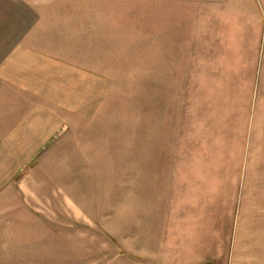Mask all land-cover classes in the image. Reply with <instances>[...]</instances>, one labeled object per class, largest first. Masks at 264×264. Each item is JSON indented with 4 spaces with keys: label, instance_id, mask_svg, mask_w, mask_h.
<instances>
[{
    "label": "rangeland",
    "instance_id": "1",
    "mask_svg": "<svg viewBox=\"0 0 264 264\" xmlns=\"http://www.w3.org/2000/svg\"><path fill=\"white\" fill-rule=\"evenodd\" d=\"M62 1L54 91L0 108V264H264V0Z\"/></svg>",
    "mask_w": 264,
    "mask_h": 264
},
{
    "label": "crops",
    "instance_id": "2",
    "mask_svg": "<svg viewBox=\"0 0 264 264\" xmlns=\"http://www.w3.org/2000/svg\"><path fill=\"white\" fill-rule=\"evenodd\" d=\"M60 1L0 0L1 109L13 108L14 100L30 103L37 97L35 94L43 96L41 102H44V97L47 98L44 94L54 91L55 56L53 38L51 34L49 39L47 36V9L63 4ZM49 19L52 22L53 16ZM45 122L52 124V120ZM28 128L31 127L24 130ZM29 133L37 134V139L41 140L49 137L47 129Z\"/></svg>",
    "mask_w": 264,
    "mask_h": 264
}]
</instances>
